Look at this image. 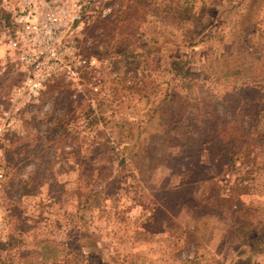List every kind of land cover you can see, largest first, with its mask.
I'll return each mask as SVG.
<instances>
[{
    "label": "rangeland",
    "instance_id": "rangeland-1",
    "mask_svg": "<svg viewBox=\"0 0 264 264\" xmlns=\"http://www.w3.org/2000/svg\"><path fill=\"white\" fill-rule=\"evenodd\" d=\"M255 2L257 0H108L98 18L84 29L80 40L82 51L98 58L100 78L95 81L91 75H86L81 81L59 79L47 87L37 102L22 106L19 112L12 110L14 89L20 84L18 71L13 64H5L0 53V126L3 128L0 135V240L6 241L13 235L24 249L36 251L30 264H112L109 257L102 262L101 258L91 256L92 243L87 237H93L108 256L126 264H228L238 244L231 235L229 212L221 219L204 210H193L181 198L183 201L178 202L174 210L169 209L176 223L172 228L166 224L144 227L151 208L141 204L139 199L149 203L154 193L149 189L144 192V186L138 184L139 170L149 168L154 163L151 160L162 159L165 148L159 149L156 136L145 133L140 139L137 136L149 127L151 108L171 99L169 94L175 96L171 93V90L176 91L175 72L171 67L175 57L188 60L187 69L197 76L195 83L205 85L218 95L242 87L244 90L243 82L233 77L223 79L216 72L224 56L231 52L227 46L237 37L250 4ZM262 4L256 23L257 45L264 51ZM201 67L203 71L199 72ZM68 89L72 90V100L88 111L89 117L104 114L110 120L111 108H115L120 109L122 119L135 122V127L139 128L133 144H146L139 149L141 156L137 158L145 166L130 159L123 164L120 146L110 160L96 158L98 154L89 150L88 139L104 143V135L112 136L113 131L102 121L94 128H81L80 157L74 155L71 147L66 149V155L57 152L54 175L58 187L48 183L33 195L14 194L7 200L1 185L5 180L3 168L8 134L25 136L26 121L33 117L43 120L45 113L52 111L54 98ZM248 89L264 104V82L249 85ZM116 93L122 100H115ZM176 93L187 94L179 88ZM121 101L123 103H119ZM156 119L149 127L151 133L158 131L155 126L160 121ZM258 127L264 129V120ZM33 129L37 135L36 128ZM113 133L118 135L120 131ZM148 148L150 152H146ZM166 151L174 155L181 153L180 146ZM85 161L88 166L83 164ZM108 161L113 175L109 184L103 183L101 188L99 183L92 182L89 167ZM201 163L208 165L206 156ZM25 169L28 171V166ZM164 179L170 180L173 186L182 182L165 167L149 174L153 189ZM232 184L239 185L236 187L238 196L252 206L260 218L264 217L263 152L258 153L256 159L248 160L242 170L225 173L217 182H193L188 193L197 199L213 190L225 196ZM145 187L148 188L147 184ZM9 209H15L16 215ZM78 243L83 245L80 252L83 256L77 253ZM13 255L25 264L24 259H19L17 249ZM242 258L238 264H264V252L253 256L252 262L247 260L249 253Z\"/></svg>",
    "mask_w": 264,
    "mask_h": 264
},
{
    "label": "trees",
    "instance_id": "trees-1",
    "mask_svg": "<svg viewBox=\"0 0 264 264\" xmlns=\"http://www.w3.org/2000/svg\"><path fill=\"white\" fill-rule=\"evenodd\" d=\"M262 2L263 0H257L250 4L237 37L227 46L231 52L224 56L220 62L221 67L216 72L223 79L233 77L237 82H243L246 86L244 90L242 87L218 95L205 85L195 83L197 76L187 69L188 60L175 57L171 62L172 71L175 72V88L176 91L179 88L187 94H178L175 90H171L175 96L171 97L169 94L168 98L171 99L162 101L150 110L149 127L154 125L156 118H159L160 123L155 126L158 131L151 133L148 127L143 131L139 130L137 136L138 139L143 133L156 136L159 140V149L165 148L162 159L151 160L154 163L149 168L139 170L138 184L144 186L142 187L144 192L149 189L154 193L152 197L150 196L149 203L142 198L139 199L141 204L151 208V216L143 223L144 227L166 224L172 228L176 223L169 215V209L174 210L177 203L183 200L193 210H204L208 215L221 219H224L226 212H229L231 235L238 244L228 264L242 262V256L247 253L250 254L247 260L252 262L253 256L264 252V217L260 218L257 211L238 196L236 187L239 185L236 187L234 184L230 185L225 196L213 190L201 199L190 197L188 190L193 188L191 185L193 182L214 183L225 176V173L240 171L248 160L256 159L258 153H264V129L258 127L264 120V104L257 101L255 92L252 93L248 89L249 85L264 82V51L257 45L256 23ZM202 71L201 67L199 72ZM18 76V81L21 82L22 76L19 72ZM72 94V90L68 89L54 98L52 111L45 113L43 120L39 121L37 117L27 120L25 136L17 133L8 134L3 168L5 180L1 185V191L7 200L14 194L33 195L48 183L58 187L59 183L54 175L57 152L66 155V149L71 147L74 155L80 157L81 128L83 130L94 128L102 121L108 129L118 130L120 133L117 135L112 131V136L104 135V143H95L88 139L89 150L98 154L96 158L110 160L120 146L123 164L130 159L138 165L145 166L137 158L141 156L139 149L146 144H133L136 129L139 128L135 127V122L129 123L122 119L119 116L120 109L115 108H111L110 120H107L104 114L89 117L88 111L83 110L81 105H76L72 100ZM120 96L116 93L115 100H122ZM34 127L37 135L33 133ZM130 143L133 145L129 146ZM174 146H180L179 155L166 151L167 148L173 149ZM150 151V148L146 149V152ZM148 154L150 153L146 155ZM203 156L207 157L208 165L201 163ZM78 161L80 163V159ZM83 164L87 165L86 161ZM110 164L111 162L108 161L89 167L93 173L92 182L99 183L101 188L103 183L109 184L113 175V167ZM27 166L28 171L25 169ZM160 167L177 174L182 180L181 184L173 186L170 180L164 179L160 181L158 188L153 189L149 183V174ZM226 176L228 177L229 174ZM101 188L99 190L102 194ZM87 200H90L89 197ZM9 212L16 215L15 209H9ZM87 239L92 243L89 248L92 250L90 254L93 258H101L102 262H106L105 258L109 257V262L112 264H126L116 257L108 256L93 237ZM78 244L76 250L80 253L83 245ZM22 246L13 235H10L6 241L0 240V264H22L13 255L16 249L19 251V259H24L25 264H30L36 251L30 252V249H24ZM79 255L83 256L81 253Z\"/></svg>",
    "mask_w": 264,
    "mask_h": 264
},
{
    "label": "built area",
    "instance_id": "built-area-1",
    "mask_svg": "<svg viewBox=\"0 0 264 264\" xmlns=\"http://www.w3.org/2000/svg\"><path fill=\"white\" fill-rule=\"evenodd\" d=\"M107 1L0 0V53L22 76L14 89L13 111L37 102L59 79L100 78L98 58L87 56L80 40ZM2 131L0 126V135Z\"/></svg>",
    "mask_w": 264,
    "mask_h": 264
}]
</instances>
